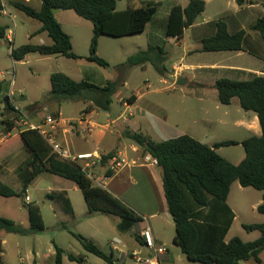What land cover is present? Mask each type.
<instances>
[{"label": "trees", "instance_id": "1", "mask_svg": "<svg viewBox=\"0 0 264 264\" xmlns=\"http://www.w3.org/2000/svg\"><path fill=\"white\" fill-rule=\"evenodd\" d=\"M234 2L242 6L245 0H234ZM11 5L27 17L38 20L41 24L39 30L45 32L51 39L48 45L27 43L11 49L10 55L14 60L22 61L32 52H38L41 56L62 55L66 58H76L72 52L70 36L54 18V11L63 9L74 11L76 15L89 20L92 24L93 36L89 44V56L86 58L88 62L104 67L108 63L96 55L99 37L108 35L119 38L142 33L157 12L159 2L145 1L138 8L127 7L121 11L116 10L115 0H40L39 9L18 1L12 2ZM204 8V0H188L185 7L179 4L173 5L168 15L165 35L180 37L183 30L193 24ZM3 10L4 6L0 0V11ZM6 28V26L0 27V38H4ZM251 29L258 32L264 42V15L253 22ZM244 37V30L231 34L227 30L225 21L219 19L215 21V34L203 38L198 51H240ZM166 60V54L161 47L148 43L144 49L128 57L127 65L136 67L151 63L160 75ZM50 85L51 88L42 103L54 102L60 105L81 99L89 103L85 111L94 108L108 110L112 97L118 90L117 83L111 80L103 86H98L86 80H72L63 72L52 73ZM1 87L2 85H0V92ZM214 87L218 102L226 105L236 98L243 110L252 111L257 116L261 135L249 137L240 142L244 149V158L240 163L234 165L216 152L220 146L235 145L236 142L233 141H221L210 147L190 136L183 135L156 142L130 129L126 130L125 136L144 154L156 160L161 174L167 212L175 227L172 242L186 260L200 264H239L246 260L259 263L260 254L264 251V222L242 225L246 231L259 233L253 241L248 242L232 237L225 242L224 236L227 235L234 218L232 210L227 205V196L233 182L237 181L242 187H250L262 192L257 213L264 215V75L252 74L246 80L220 78L215 82ZM0 102L3 105L1 113L7 115V120L0 119V132L7 135L15 127L12 118L18 117L21 112L11 103L8 95L1 97ZM18 137L29 152L28 157L14 170L19 180L21 193L26 191L36 176L50 173L72 181L81 191L87 205V216L94 214L117 216L123 228L131 227L141 221L131 208L89 180L79 166L61 161L52 154L36 130L24 129ZM110 157L109 154L103 155L100 165L103 167ZM101 171L108 178L112 176L108 169L101 168ZM20 192L0 180V196L15 197ZM55 197L64 204L65 213L72 214L70 201L60 193L49 195L50 199ZM27 213L28 228H24L11 219L0 217V231L20 236L42 233L44 224L36 205L28 206ZM63 228L65 229L66 226ZM71 234L84 251L102 259L105 264H114L112 255H106L91 239L82 237L80 234ZM54 249V264H62L64 251L57 245H54ZM66 258L83 264L80 256L66 254Z\"/></svg>", "mask_w": 264, "mask_h": 264}, {"label": "rangeland", "instance_id": "2", "mask_svg": "<svg viewBox=\"0 0 264 264\" xmlns=\"http://www.w3.org/2000/svg\"><path fill=\"white\" fill-rule=\"evenodd\" d=\"M4 8L7 15L0 16V24H4L7 32V36H12L11 47L5 40L6 38H0V74H2L5 81L2 82L0 100L4 95H8L15 102V104L22 108L21 115L12 118L14 128L10 130L8 135H3L0 132V179H5L9 186L17 192H20L19 180L16 176H13L11 171L6 167L14 166L16 161L8 162L4 159H10L15 153L23 147L22 141L19 139L18 134L21 130L26 128L23 122L27 120L26 117L38 114L44 116L46 114H54L58 112L62 118L75 117L84 108V102L82 100H74L70 102L61 103L60 107L55 110L50 109V103H42L43 99L47 95L50 85V75L54 72H63L66 76L75 81L86 80L89 83H93L98 86H103L107 81L111 80L117 83L118 90L112 97V102L109 110L99 109L100 121L105 122L108 118L109 121L115 119L118 115L123 114L127 117L129 111L124 112V108L120 104V99L123 97H130L132 94H144L143 98L138 103V107L149 110L155 114V103H161L165 108H171V99L175 100L181 109L183 110V119L173 118L174 115H169V122L175 124L171 133L167 137H177L180 133H184L190 136H197L204 133L209 135L205 141L210 145L221 141H234L235 145H223L218 148V154L223 156L232 164H238L244 157V149L240 144V141L246 139L249 135L241 127H234L231 124L220 125L210 124L204 125L201 122L202 119L207 118L213 120L224 111L228 114V120H234L240 118L241 115L251 114L243 110L238 105L222 106L217 100L216 94L212 99L210 89H202L194 86L192 81L189 80L187 85H176L177 79L173 76L167 77L166 82L162 83L161 78L158 76L151 64L142 68L140 66L129 67L127 65V59L133 53L138 50L144 49L148 43L162 46L164 44L163 39L159 37L158 33L161 32V28L158 25L159 18H164L173 4H183L185 0H115L116 10L121 11L127 7H140L145 1L158 2L159 5L154 18L150 20L142 33L130 34L119 38H112V36L101 35L98 39L96 46V55L104 59L108 65L99 66L95 63L87 61L89 56V44L91 42L93 31L92 24L89 20L83 19L75 14L72 10H62L64 15L60 16L61 25L64 32L71 36L72 52L76 58H66L62 55H50L41 56L38 52H32L26 55V58L22 61L14 60L11 55V49H16L24 44H38L41 39L49 40L47 35L41 36L35 31L38 26L41 25L38 20L27 17L23 12L11 5L12 2H21L33 8L40 6V0H3ZM256 1V0H252ZM227 11L226 15H230L232 11L229 5H224ZM215 0H212L210 4H207L205 17L211 18L216 13ZM215 20L214 18H211ZM15 25V27L13 26ZM13 33V34H11ZM32 34L31 39H27V35ZM191 32H186L185 43H191ZM181 48V45L179 46ZM180 56V55H179ZM195 61L210 62L214 60V57L210 54H193ZM200 56V57H199ZM198 57V58H197ZM189 61V60H188ZM166 68H169L171 63H167ZM170 73V72H169ZM188 73V72H185ZM191 73V72H190ZM192 74V73H191ZM170 75V74H168ZM13 80V84L10 87V83ZM149 84V87H144ZM156 89L160 92L155 93ZM202 89V90H200ZM209 94L205 96L204 102H200L195 98L196 93L204 92ZM217 93V92H214ZM237 102V100H236ZM37 103V105H34ZM216 103H219V109L216 110ZM32 106V107H31ZM43 106L49 107L44 109ZM31 107V108H30ZM237 107V108H236ZM25 108V109H23ZM27 108H30L27 110ZM237 109V111H236ZM3 105L0 102V119L7 120V115H3L1 112ZM247 112V114H246ZM150 118L140 117L139 121L142 126L141 131H150ZM150 133V132H149ZM116 134L109 136L111 145L117 142ZM154 137V136H153ZM125 143H128V139H123ZM98 173L101 169L95 166ZM102 172V171H101ZM60 180L62 182H56ZM102 178V177H101ZM95 184V183H94ZM47 187H60L67 191L70 199L72 214L65 213L63 207L64 204L60 199L55 197L50 199V191ZM151 192V189L148 187ZM254 195L250 198L244 206L249 210L245 221L249 223H259L264 219V215L258 214L256 211L252 212L250 205L255 200V195H260L262 192L250 189ZM58 194L54 192L53 195ZM64 196L65 193L63 194ZM25 196H28L30 201H25ZM242 197L236 192L230 193L231 199L239 200ZM36 205L40 211V215L43 220L44 230L40 234H28L26 236H20L16 234L0 231V244L2 253L0 254V262L2 264H30L28 260L23 258V253L27 249H33L39 247L47 254V247L49 245L54 248L57 245L63 249L67 254H74L84 259V264H105V262L96 257L95 255L83 250L79 242L72 236L71 233L80 234L82 237L89 239L90 236L94 237L93 231L98 228L101 231L100 236L96 237L95 245L102 250L106 255H112L111 259L114 264H133L129 257L123 259V255L119 250H123L126 253L127 250H135L136 254L140 257H149V249L145 247L142 249L140 242L137 240L136 233L138 232L137 223L131 227L123 229L121 226V220L117 216H107L103 214H95L94 218H87V205L84 201L81 191L74 186L72 181L60 178L59 176L52 175L50 173H42L36 176L32 182L28 185L26 191L15 197H2L0 196V217L11 219L13 222L21 223L24 228L29 227L28 221V206ZM241 219H237L233 225L231 234L233 237L240 235L243 241H253L256 233L253 236H249L240 227ZM63 226H66L64 229ZM173 231L171 230V233ZM166 233V231H165ZM164 233V235H165ZM175 234V229H174ZM142 241V240H141ZM172 245V244H171ZM117 247V250L112 248ZM177 254H182L176 247ZM182 256V255H181ZM20 257L22 261H20ZM46 257V256H45ZM264 257V256H262ZM46 264H54L53 258L49 259L48 256L43 259ZM187 264H200L198 262L185 261ZM62 264H79L77 262L69 261L66 257L63 258ZM248 264H255L249 262ZM260 264H264V260Z\"/></svg>", "mask_w": 264, "mask_h": 264}, {"label": "crops", "instance_id": "3", "mask_svg": "<svg viewBox=\"0 0 264 264\" xmlns=\"http://www.w3.org/2000/svg\"><path fill=\"white\" fill-rule=\"evenodd\" d=\"M1 1L3 3V6H5L4 1L3 0ZM185 1H186L185 3L179 5L185 7L188 0ZM204 1H205L204 11L197 16V18L195 19V21H193V24L190 27L183 30L182 35L180 37L165 35L166 24L169 13L164 18L162 19L159 18L158 25L161 28V32L158 33V35L160 38L163 39L164 44H162V46L151 43L149 44L161 47L166 54L167 60L164 64V70L160 75H158L161 78L162 83L166 82V78L168 76L169 77L173 76L177 80L179 77H182V79H184L185 77L190 81H192V84L198 88H202V89L205 88L212 90L210 96L213 99L215 96L214 94H216L214 92H217L214 85L215 82L220 78H229L231 80H246L249 79L252 76V74L256 76L264 75V42H262L259 33L251 29V25L253 24V22H256L258 18L264 15V0H256V1L245 0V3L242 6L236 5L234 0H215V8H217V10L214 16L211 17L214 18L215 20L205 17L206 6L207 4H210L212 0H204ZM226 3L232 9V11H230V15L229 14L226 15L227 11L224 8V5H226ZM39 7L35 9H39ZM64 14L65 12L62 11L60 12L59 9H56L54 11V15H55L54 18L57 20V22L60 25H61L60 16ZM3 15H7L5 8L3 11H0V16ZM219 19H223L225 21L227 30L231 34L239 30L245 31V37L240 51H230V50H223L217 52L198 51L199 46L201 45L200 43L201 40L205 37L208 38L215 34V21ZM2 26L5 25L0 24V27ZM39 28L40 25L38 26L35 32L41 36H44L46 33L41 32ZM187 31L191 32L190 37L192 41L190 44L185 43V37ZM31 35L32 34L27 35V39H31L32 37ZM7 37H8L7 32L5 31L4 38ZM46 37H48V35ZM48 39L49 40L45 41L46 39L43 38L41 39V41L37 43L40 45H48L51 43L50 41L51 39L49 37ZM180 45L181 48H179ZM202 53L210 54L211 56L214 57V60L210 62L199 61V59L198 60L195 59V61H191V59H193L192 56L193 54L199 55ZM169 62L171 63L172 66L166 68L167 63ZM149 64L151 63H146L140 67L145 68ZM187 79L186 80L184 79L185 83L182 86L187 85L189 83V80ZM3 81H5V79L4 78L1 79L0 77V85H2ZM176 85H177V81H176ZM10 87H11V83H10ZM144 87H149V84H146ZM157 92L159 93L160 91L156 89L155 93ZM10 94L11 93H9L8 96L11 103L15 106L16 109H19L21 111L22 108L18 107L15 104V102L10 97ZM144 94H146V92H143L139 95L132 94L128 98L127 97L121 98L120 104L124 108V112L129 111L127 117H125L123 113L118 115L115 119L111 121H109L108 118H106L105 122L100 121L98 115L99 109L94 108L89 111H85V108H87L89 103H86L85 101L82 100L84 102V108L78 113V115L80 113H83L86 119L89 120L91 124L95 126L94 131L90 134L78 132L75 135L68 133H64V134L61 133L58 136V138L59 140H61V142L64 145H66L74 153H84V152L94 153L99 156L109 154L111 156L113 155L117 156L119 159L123 160L120 166L116 169V171L112 173V176L109 178L107 176L102 177L101 170L99 171V173L97 172L100 178L102 177L101 187L107 190V192L111 194L113 197L119 199L123 204L131 208V211L141 218V221L137 223L138 232L136 233V237L139 240L140 242L139 244L142 246V249H145V246L143 245V242L139 237V233L141 232L142 229L146 227L150 229L151 236L154 240L155 245L163 246L166 248L167 250L166 253L158 257V264H187V262H185L188 261L185 259L186 257L183 254H181L182 256L180 254H177V252L175 251V248L177 246L174 245L172 242L175 227L171 216L167 212V206L162 190L163 185H162L159 168L157 167L155 162L146 160V157H151V156L148 154H144L137 145L133 144L132 141L129 140L128 143H125L123 141V139H127L125 136V132L127 129H130L133 132L142 133L156 142L174 138V137H167V135L171 133V131L173 130V127L176 126L175 124L169 122V115L174 114L172 116L173 118L183 119L184 112L181 109L180 106L181 104L179 103V105H176L178 103L172 99L170 100L171 105H173L171 108H165L163 104L156 102L155 114L151 113L149 110L143 109L141 107L139 108L138 103L143 98ZM208 95L209 94L205 93L204 91L202 93H196L195 98H197V100H199L200 102H204L205 96ZM236 100H237L236 98H233L230 104H226V105L222 104V106H228V108L231 105L239 106V103L238 101L236 102ZM219 103H216L217 104L215 106L216 110L219 109ZM43 107L44 109L46 108L49 109V107L47 106H43ZM57 107L59 108L60 105H58L57 103H50V109L55 110V108ZM141 116L150 118L149 119L151 124L150 131H146V132L141 131L142 126L139 121V118ZM256 117H257L256 114L252 112L251 114H247L246 116L241 115L240 118H235L234 120L229 121L228 114L226 113V111H224L222 115H220L219 117L213 120L207 118V120L202 119L201 122L204 123V125L231 124L234 127H241L246 132H248V134H251L247 138L260 137L261 129ZM26 118L27 120L32 122H37V121L39 122L43 118V116H39L38 114H33L32 116H28ZM108 122H111V124L109 126H106L105 124ZM114 134L118 136L116 137L117 142L114 145H111L109 144L110 141L108 135L112 136ZM183 135H187V134L180 133L178 136H183ZM199 136L200 137L197 136L195 137L190 136V137L194 138L195 140L201 143H204V145L209 146V144L205 142L208 139L209 135H205L204 133H202ZM213 145H210V147ZM216 151L218 152V149H216ZM28 155L29 152L23 145V147L19 149V151L15 153L10 159L4 158L7 161L5 166H7L8 162L18 161L16 164H14V166H11V168L6 167V169L11 171L13 176H16L14 170L25 158L28 157ZM53 179L56 182L58 181L62 182L60 180H56V178ZM0 180L3 183L8 182L5 179H0ZM148 187L151 189V192L148 190ZM250 189H251L250 187H242L237 181L233 182L231 188L229 189V193L227 196V205L232 210V213L234 214V218L228 230L227 235L224 236L225 242H228L234 236L233 234H231V230L233 225L236 223L237 219L239 218L241 219L240 227L243 231H245L249 236H253L256 233L254 239H256L259 236L258 232H249L243 229L242 227L243 224H254L245 221V218L247 217V212L249 210H247L244 204H242L248 201V199L250 198L249 196L254 195V193H251L252 191H250ZM47 190L50 191V195H52L54 192H58L60 194L65 193L66 196L64 197L65 198L68 197L67 191L64 190L63 188L47 187ZM231 191L233 193L236 192V194H240L242 197H240L239 200L234 198L231 199L230 198ZM255 196L257 197H255L254 202H252V204L250 205L252 212L254 211L257 212V207L261 203L262 193L260 195L258 194ZM67 199L70 201L69 198ZM94 217L95 214L91 216H87V218L89 219ZM261 222H264V219H262L259 223ZM21 223L22 222H20L19 224ZM171 230L173 231L172 233ZM93 234L94 237L90 236L89 239H91L94 243H96L97 239L95 236L98 237L102 233L98 228H95ZM238 237H240V235ZM112 250H117V247L115 246L114 248H112ZM119 252L122 253L123 255L122 257L124 259L125 257L127 256L129 257V255L136 253L137 251L129 249L127 250L126 253H123V250H119ZM54 254H55V249L52 248L51 245L47 247V254L44 253V250H42L41 248L39 247L36 248L34 246L32 250L27 249L23 253V258L25 260H28L30 264H46L43 259L46 258L47 256L49 259H52ZM66 254L67 253L64 252L62 256V260L64 257H66ZM148 254L150 256V251ZM262 256H264V251H262L260 254L261 260L259 263H255L251 260L250 261L246 260L239 262V264H248L249 262L260 264L262 260H264V257ZM21 258L22 257H20V261H22ZM21 264L23 263L21 262ZM83 264H84V259H83Z\"/></svg>", "mask_w": 264, "mask_h": 264}, {"label": "built area", "instance_id": "4", "mask_svg": "<svg viewBox=\"0 0 264 264\" xmlns=\"http://www.w3.org/2000/svg\"><path fill=\"white\" fill-rule=\"evenodd\" d=\"M13 26L15 27L14 24ZM12 39V36L5 39L7 43L10 44V47ZM0 77L1 79H3L2 74ZM12 84L13 80L11 81V86ZM110 124L111 122H108L105 125L109 126ZM23 125L26 126V128L24 129L36 130L40 138L50 148L52 154L60 158L61 161L79 166L84 171L85 176L93 183H95L96 186L101 187L102 179L100 178L97 171H95V166L98 169H108L111 173H113L123 161L117 156L113 155L109 159H107V161H105L102 167L100 165L102 156L85 152L74 153L66 145H64L61 140H59L58 136L61 133L75 135L78 132L90 134L94 131L95 126L86 119L83 113H80L77 117H70L68 119L62 118L59 113L47 114L43 116V118L39 122L26 120L23 122ZM146 160H150L156 163V160L153 157H146ZM102 173L103 172H101V176L105 177V175ZM25 201H30L28 196H25ZM139 237L141 238L143 245L150 250V256L140 257V255L133 253L129 255V259L133 264H158V257L166 253V248L163 246L155 245L154 240L151 236V231L148 227L141 230V232L139 233Z\"/></svg>", "mask_w": 264, "mask_h": 264}, {"label": "water", "instance_id": "5", "mask_svg": "<svg viewBox=\"0 0 264 264\" xmlns=\"http://www.w3.org/2000/svg\"><path fill=\"white\" fill-rule=\"evenodd\" d=\"M185 83V80L182 79V77H179L177 80V85H183Z\"/></svg>", "mask_w": 264, "mask_h": 264}]
</instances>
